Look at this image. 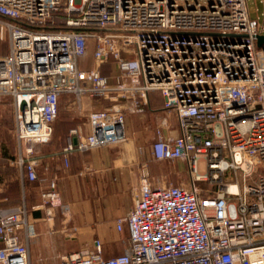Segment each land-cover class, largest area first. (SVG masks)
Returning <instances> with one entry per match:
<instances>
[{
  "label": "built area",
  "instance_id": "obj_1",
  "mask_svg": "<svg viewBox=\"0 0 264 264\" xmlns=\"http://www.w3.org/2000/svg\"><path fill=\"white\" fill-rule=\"evenodd\" d=\"M0 30V102L12 100L23 180H41L36 147L52 141L62 96L79 113L86 98L115 102L88 113V134L71 131L65 167L127 141L128 114L143 113L151 93L177 119L179 135L163 118L150 152L183 161L188 182L143 175L118 219L130 249L106 257L97 239L61 264H264V21L247 0H0ZM91 45L95 68L85 69ZM112 60L114 81L100 71ZM42 199L61 205L55 181ZM34 233L26 204L0 206V264H30Z\"/></svg>",
  "mask_w": 264,
  "mask_h": 264
},
{
  "label": "crops",
  "instance_id": "obj_2",
  "mask_svg": "<svg viewBox=\"0 0 264 264\" xmlns=\"http://www.w3.org/2000/svg\"><path fill=\"white\" fill-rule=\"evenodd\" d=\"M93 54L94 47L92 59H94ZM88 58L89 54L80 60L81 67ZM112 67L114 66L110 61L100 69L102 75L110 78V81L115 80L116 74L113 76L104 71ZM72 97L61 98L54 141L36 147L37 156L41 159L39 165L41 180L35 183L23 180L15 160L0 147V183H6V188L0 196V206L14 207L21 204L28 206L32 214L30 222L34 225L35 232L28 240L30 264H61V257L91 248L97 239L101 240L106 257H115L130 249L128 229L125 227L124 231H119L118 219L125 217L132 208V191L139 186L143 174L141 176V170L133 168V163L128 165L127 159L105 157L104 148L96 149L88 155L73 154L71 160L77 161V166L73 167L71 173L65 169L64 152L72 142L76 143L71 131L80 128L85 134L90 132L88 120L84 119L88 114L79 113L75 108L74 100L69 105L63 106V103L69 102ZM0 107L14 111L12 100L1 102ZM85 107L94 110L95 105L88 102ZM14 132L19 144L15 112ZM127 132L130 136L129 123H127ZM171 134L179 135L177 124ZM62 139L65 143L61 145L59 141ZM19 152L20 145L17 156ZM81 172L84 174L80 175ZM65 177L71 178V181H64ZM59 179H61V188L67 190L71 187L70 209L47 206L42 199V192L48 189L52 181L56 182ZM48 211L51 215H48Z\"/></svg>",
  "mask_w": 264,
  "mask_h": 264
},
{
  "label": "rangeland",
  "instance_id": "obj_3",
  "mask_svg": "<svg viewBox=\"0 0 264 264\" xmlns=\"http://www.w3.org/2000/svg\"><path fill=\"white\" fill-rule=\"evenodd\" d=\"M249 11L253 18H257L260 16L261 21H264V2L260 0H247ZM58 17V15H57ZM64 19V18H63ZM65 20V19H64ZM62 20V21H64ZM9 51V39L8 35L5 32L4 34L0 30V57L5 56ZM92 51L93 46L89 47V58L82 65L83 68L88 67L89 69L95 68V60L92 59ZM113 63L112 68L109 70H105L104 72L107 74H112L113 76L118 75L119 70L115 61H111ZM87 68V69H88ZM71 100V101H70ZM69 102H64V105H69L72 100L76 101L75 97H72ZM122 101V100H121ZM88 102H92L95 105L94 110H105L109 107H112L115 102L110 101L109 99L96 97L94 99H85L86 106ZM122 103V102H119ZM152 108H160L164 103V99L160 96L158 92L152 96ZM147 108V107H146ZM147 108V111L143 113H130L127 117V123H129L130 127V136L127 141L120 143L119 145H115L113 147H106L104 155L105 157H121L123 160L127 159L129 163H133V168L136 170H141V176L146 175L150 178L152 182L156 185H182L188 182V173L186 164L181 161H156L153 159L151 155V147L153 143L158 138V129L160 128L161 121L163 118H167L169 123L176 127L177 119L173 111H165V112H152L151 108ZM146 110V109H145ZM92 108L85 107V115L90 113ZM87 120V117L84 118ZM54 141V136L51 142ZM60 144H64V140L59 141ZM57 143V141H56ZM18 143L16 140L15 132H14V111L12 112L7 107H0V147L3 148L8 156L14 159L17 156L18 152ZM91 154L90 152L87 153ZM103 154V153H102ZM86 155V154H85ZM140 161V162H139ZM139 163V164H138ZM77 161L70 162L68 168V172H72L73 167L77 166ZM140 167V168H139ZM201 171H206V166L204 163H201ZM60 180L56 181V189L60 195L61 205H59L60 209H70V204L72 200V192L71 187L67 190H64L60 186ZM71 181V178H66L64 181ZM63 209V210H64ZM54 217V216H53ZM32 214H30V221L32 220Z\"/></svg>",
  "mask_w": 264,
  "mask_h": 264
},
{
  "label": "trees",
  "instance_id": "obj_4",
  "mask_svg": "<svg viewBox=\"0 0 264 264\" xmlns=\"http://www.w3.org/2000/svg\"><path fill=\"white\" fill-rule=\"evenodd\" d=\"M62 27H64V26H62ZM158 93H159V92H158ZM154 94H155V92L150 94L149 109L151 108V111H152V112H155V113L164 111V110H165L164 103H163V105H161L160 108H155V109L152 108V105H151L152 103H151V102H152V96H153ZM159 94H160V93H159ZM160 96L162 97L161 94H160ZM162 98H163V97H162ZM0 103H1V102H0ZM59 113H60V111H59ZM59 116H60V114H59ZM59 116H58L57 121L59 120ZM57 121H56V122H57ZM55 124H56V123H55ZM54 134H55V131H54ZM50 143H51V142H50ZM50 143H49V144H50ZM17 157H18V156H16L13 160H16ZM26 182H29V181L26 180ZM1 183L4 184V185H5V188H6V183H4V182H1ZM29 183H35V182H29Z\"/></svg>",
  "mask_w": 264,
  "mask_h": 264
},
{
  "label": "water",
  "instance_id": "obj_5",
  "mask_svg": "<svg viewBox=\"0 0 264 264\" xmlns=\"http://www.w3.org/2000/svg\"><path fill=\"white\" fill-rule=\"evenodd\" d=\"M258 45H259V47H262L264 45V36L263 35H260L258 37Z\"/></svg>",
  "mask_w": 264,
  "mask_h": 264
}]
</instances>
